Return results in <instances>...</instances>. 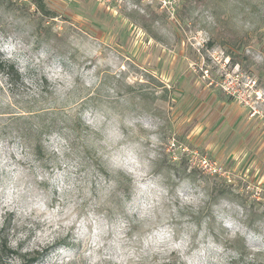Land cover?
<instances>
[{
  "label": "rangeland",
  "instance_id": "obj_1",
  "mask_svg": "<svg viewBox=\"0 0 264 264\" xmlns=\"http://www.w3.org/2000/svg\"><path fill=\"white\" fill-rule=\"evenodd\" d=\"M43 1L0 0V261L264 264V0Z\"/></svg>",
  "mask_w": 264,
  "mask_h": 264
},
{
  "label": "trees",
  "instance_id": "obj_2",
  "mask_svg": "<svg viewBox=\"0 0 264 264\" xmlns=\"http://www.w3.org/2000/svg\"><path fill=\"white\" fill-rule=\"evenodd\" d=\"M31 1H33L43 13L47 12L43 0H31ZM229 34L232 36V33ZM0 74L2 76H5L10 84H16L20 79V73L16 64L10 61L9 59H7L1 53H0ZM0 251L11 254L17 253L15 250H12L7 246L6 241H2V240H0ZM34 261H36L35 257L28 260V264H31ZM0 264H3V262L0 261Z\"/></svg>",
  "mask_w": 264,
  "mask_h": 264
},
{
  "label": "built area",
  "instance_id": "obj_3",
  "mask_svg": "<svg viewBox=\"0 0 264 264\" xmlns=\"http://www.w3.org/2000/svg\"><path fill=\"white\" fill-rule=\"evenodd\" d=\"M199 167H202V168L210 167V169H213L215 172L218 171L216 166H214L213 163L208 162L207 159H202Z\"/></svg>",
  "mask_w": 264,
  "mask_h": 264
},
{
  "label": "crops",
  "instance_id": "obj_4",
  "mask_svg": "<svg viewBox=\"0 0 264 264\" xmlns=\"http://www.w3.org/2000/svg\"><path fill=\"white\" fill-rule=\"evenodd\" d=\"M219 120L218 121H220V118H218Z\"/></svg>",
  "mask_w": 264,
  "mask_h": 264
}]
</instances>
